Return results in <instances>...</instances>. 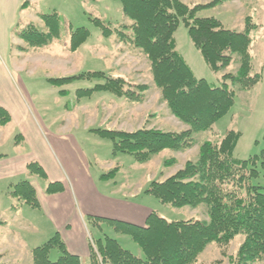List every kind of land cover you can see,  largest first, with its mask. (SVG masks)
<instances>
[{
	"label": "rangeland",
	"instance_id": "374dc122",
	"mask_svg": "<svg viewBox=\"0 0 264 264\" xmlns=\"http://www.w3.org/2000/svg\"><path fill=\"white\" fill-rule=\"evenodd\" d=\"M48 1L49 4L42 3L40 10L44 13L51 12L50 7L59 10L60 32L57 39H53L44 47L32 48L16 34L17 39L15 44H12L13 29L8 39L4 36V40L0 34V83L3 85L0 98L5 92L16 93L24 107H27L30 119L42 130L57 134L64 140L71 138L77 140L81 158H84L83 162L89 164L91 175L95 178L101 173L106 174L117 168L118 173L110 179L108 188L97 181L101 189L108 191L116 188L117 196H124L131 203L149 205L156 214L168 221L207 219L205 205L197 208L188 206L175 208L162 204L145 190L151 181L164 180L182 168L187 161L194 159L202 142L218 141L226 131L240 133L234 151L236 158L247 160L251 156L259 155L264 149V0H216L214 5L197 13L201 17L216 18L230 30L243 32L245 28H251L249 32L251 63L253 73L260 74L261 78L246 91L228 81L230 87L237 90L228 114L215 121L211 130L194 133L195 142L190 149L178 152L166 149L155 154L144 164L134 161L133 156L127 153L113 154L112 140L103 138L99 132L107 129L131 132L142 127L178 131L187 129V126L176 119L169 112L167 104L162 102L161 91L156 87L150 73L149 61L140 49L131 44V33L119 30L122 23L127 21L120 10V2ZM181 1L190 6H202L215 0ZM40 17L41 15L33 17L31 21L23 23L15 33L30 26L45 32L47 27ZM95 17L105 24L108 22L110 25L107 26L109 28L111 26L115 32L108 36L102 35L100 29L91 21V18ZM80 26L88 28L90 36L76 51H72L69 47L70 34L73 29ZM175 31L177 51L190 65L194 77L203 78L209 84L220 86L222 74H233L237 71L240 63L238 56L234 54L232 55L234 61L230 62V66H224L219 72H214L206 65L201 53L191 42L187 28L181 20ZM117 76L124 80L122 91L128 95L116 96L111 92L96 89L97 85L109 82V77ZM142 86L145 87L144 91H141ZM5 110L8 121L0 122V157L14 155L18 150L16 144H21L18 124L15 121L12 123L10 112L6 108ZM48 140L52 144L51 149L54 150L53 141L50 137ZM19 149L21 152L24 151L22 147ZM69 150L67 148L63 150L64 157ZM54 152L60 159L61 153L55 150ZM75 155L76 152L73 151L72 156ZM169 158H174L176 162L166 167L164 163ZM256 168L259 175L254 178L253 183L260 186L264 192V167L258 163ZM36 179L38 183L36 181L32 183L34 189H37V184L39 186L43 184V179ZM5 186L0 182V190H5ZM11 203L15 205L16 201L9 194L0 196V207H7ZM24 209L32 211L34 208L26 205ZM10 211L17 213L14 209ZM5 216L6 222L11 215L7 212ZM98 223L95 222V226L92 222L87 224L94 240L104 239L105 236L115 238L123 249L135 256L144 257L137 243H134L127 234L114 232L108 223L101 222V225ZM18 234L26 243L32 240L38 243L36 246L49 239L38 240L32 233L18 232L13 226L8 228L4 240L0 238V250L12 248L8 254L11 258L8 264H33L31 250L28 253L27 246L21 241L17 244L13 242V236ZM243 240V236L238 235L226 246L210 244L197 257L195 264H232ZM58 255V250L54 248L49 258L54 261ZM0 258L3 260L7 256L1 254ZM81 261L82 264H92L90 258ZM253 264H264V261Z\"/></svg>",
	"mask_w": 264,
	"mask_h": 264
},
{
	"label": "trees",
	"instance_id": "16d2710c",
	"mask_svg": "<svg viewBox=\"0 0 264 264\" xmlns=\"http://www.w3.org/2000/svg\"><path fill=\"white\" fill-rule=\"evenodd\" d=\"M118 1L123 17L127 19L119 30L131 33V44L140 49L149 61L150 73L161 91L162 102L167 104L176 119L187 126V129L178 131L142 127L131 132L110 129L99 132L103 138L112 140L113 154L127 153L133 156L134 161L144 164L166 149L176 152L190 149L195 142L194 133L211 130L215 121L228 114L237 91L230 87L228 81L246 91L261 76L253 73L249 51L251 28L238 32L225 28L214 17L198 16L199 11L214 5L216 0L202 6H190L181 0ZM40 15L47 27L45 32L30 26L16 33L32 48L44 47L59 37V13L51 11ZM180 20L204 62L214 72L230 66V62L234 61L232 55L238 56L240 64L237 71L222 74L220 86L194 77L191 67L177 51L174 33ZM91 21L104 36L115 32L107 26L108 22L105 24L96 17ZM89 34L84 26L73 29L70 49L76 51ZM109 78V82L94 88L116 96L128 95L122 91V77ZM144 90L142 86L141 91ZM5 114L7 111L1 106L0 122L8 121ZM239 136L240 133L229 130L218 141L202 142L194 159L164 180L151 181L145 190L162 204L175 208L205 205L207 219L168 221L151 211L146 215L144 224L139 225L113 218L90 217L94 226L95 222H99L98 225L108 223L114 232L127 234L144 254L143 258L135 256L123 249L115 238L105 236L89 243L92 264H195L206 246H226L238 235H242L244 240L232 264L264 261V192L253 183L259 175L257 164L264 167V149L247 160L234 157ZM175 162L174 158H169L164 165L167 167ZM26 166L29 177L46 178L42 166L36 161H30ZM116 169H111L102 177L115 176ZM29 177L12 185L10 195L37 209L40 205ZM46 188L48 194L61 190L58 182L48 184ZM54 248L59 255L51 261L49 254ZM30 256L33 264H82V258L69 252L58 233L32 248Z\"/></svg>",
	"mask_w": 264,
	"mask_h": 264
},
{
	"label": "crops",
	"instance_id": "0c3cea01",
	"mask_svg": "<svg viewBox=\"0 0 264 264\" xmlns=\"http://www.w3.org/2000/svg\"><path fill=\"white\" fill-rule=\"evenodd\" d=\"M85 1L87 3L90 0ZM96 1L93 0V2ZM43 2L49 4L50 1L0 0V34L3 38L5 36L8 39V35L13 29L12 35L14 36L11 38V42L15 44L16 29L23 23L31 21L33 17L37 18L40 14H44L40 10ZM50 8L59 13V10ZM2 88L3 85L0 83V92ZM1 106L10 112L12 123L15 121L18 124L21 144H16L18 150L14 155L0 157V182L6 185L5 190H0V196L10 195L12 185L28 179L26 166L28 161L38 162L42 166L46 178L43 179L42 185L37 184V189L35 188L39 208L26 211L24 209L26 205L15 200L11 195L16 204L11 203L7 207H0V217H3L0 218V238L4 240V235L10 226L17 228L18 232L32 233L38 240L50 239L55 233H58L70 253L88 260L89 243L95 241L87 226L88 222H91L90 217L113 218L143 225L146 215L154 211L149 205L131 203L126 197L117 196L116 188H111L108 191L101 189L97 183L100 182L108 188L110 179L114 178L118 172L115 173V176L106 179L102 177L105 173H101L98 178L91 175L89 164L86 161L83 162L84 158H81L82 154L78 149L77 140L74 138L64 140L57 134L50 133V131L46 133L42 130L30 119L27 107H24L16 93H3L0 98ZM48 137L53 141L54 150L61 153L60 159L51 149L52 144ZM19 147H22L25 152H21ZM70 147H72L71 150H69ZM65 148L69 151L64 157L63 150ZM73 151L76 152L75 157L72 156ZM102 170L104 171V169ZM29 179L33 180L31 183L37 182L36 178L29 177ZM55 182L60 184L61 190L52 192V194L46 193L48 184ZM17 208L19 209L17 210ZM11 209L17 213L11 212ZM7 212L11 216L5 222L7 215L4 217V214ZM2 220L4 222H1ZM12 240L16 244L20 241L23 242L27 246L28 253L38 244L33 240L26 243L20 234L13 236ZM11 249L0 250L2 252L0 255L7 256L3 260L0 258V262L8 264V260L11 259L8 254Z\"/></svg>",
	"mask_w": 264,
	"mask_h": 264
}]
</instances>
